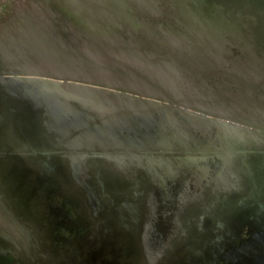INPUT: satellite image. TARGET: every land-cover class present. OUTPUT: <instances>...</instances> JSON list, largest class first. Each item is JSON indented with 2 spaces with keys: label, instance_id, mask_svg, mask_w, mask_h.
<instances>
[{
  "label": "flooded vegetation",
  "instance_id": "flooded-vegetation-1",
  "mask_svg": "<svg viewBox=\"0 0 264 264\" xmlns=\"http://www.w3.org/2000/svg\"><path fill=\"white\" fill-rule=\"evenodd\" d=\"M253 1L264 48V0ZM7 83L0 264H264V145L244 152L248 145L222 136L231 154L218 166L211 129L164 119L138 128L134 109L115 140L85 149L70 144L39 92ZM157 106L166 108L157 117L175 109Z\"/></svg>",
  "mask_w": 264,
  "mask_h": 264
},
{
  "label": "bare ground",
  "instance_id": "bare-ground-1",
  "mask_svg": "<svg viewBox=\"0 0 264 264\" xmlns=\"http://www.w3.org/2000/svg\"><path fill=\"white\" fill-rule=\"evenodd\" d=\"M83 4V2L81 1ZM182 5V1H181ZM82 7H84L82 5ZM15 13L12 18L0 26V34L11 45L13 40H19L21 30L31 32L25 42L16 43L14 50L4 48L0 50V60L4 69L25 71L32 74L66 75L93 79L101 83H117L122 86L142 90L144 93H157L156 89L146 82L138 81L135 75L127 71L124 65L140 70L148 80L160 86L161 90L175 99H179L189 108H196L211 113L232 117L237 114L242 102L253 98L255 91L250 89L251 82L258 81L261 75V67L247 54V42L239 47L238 55L234 54L231 45L241 41V34L237 26L232 29L231 24L225 22L226 16L217 15L214 20L208 22L195 21V15L188 13L178 24L183 33L164 34L161 38L151 37V30L145 32L142 45L157 52L164 53L166 57H172L179 63L189 66L191 72L182 77L173 62L151 61L137 54L130 48L116 47L111 43H127L118 34L112 33L109 28L89 27L88 16L77 19L80 30L88 34L102 45L104 51L110 56L106 57L99 49L83 41L81 46H69L63 39L51 36L45 13L38 9H31ZM117 14H121L118 13ZM131 27L134 22L128 19ZM19 33V34H17ZM230 36L229 41L227 36ZM43 37V38H42ZM43 41L33 43L30 39ZM129 44V43H128ZM232 45V46H233ZM69 46V47H68ZM149 48V49H148ZM53 52V53H51ZM236 57H240L239 59ZM114 58L116 60H113ZM124 64V65H123ZM209 72V73H207ZM212 79V80H211ZM12 86L20 85L24 79L17 77L2 78ZM208 84H205L206 82ZM45 93L52 96L56 93L55 107L58 110L59 121L64 129L74 128L76 124L90 122L101 110L102 102H108L109 106L123 105L127 97L119 94H109L95 90L85 85L65 84L59 85L55 81L46 80ZM225 95V96H223ZM232 98L227 100L226 98ZM255 99L243 107L240 118L244 121L262 122L264 116V102ZM132 102H136L133 98ZM153 108V106H151ZM69 114L65 117L62 113ZM146 120L150 118L147 113L142 114ZM169 116H165L167 118ZM173 122H186L188 125L196 124L189 117L174 114ZM176 117V118H175ZM185 118V119H184ZM126 121L123 116L112 117L102 122L99 128L82 131L75 136L71 143L77 144L81 140L93 139L99 135L107 141V133ZM178 124L180 122H177ZM149 123L146 126H151ZM229 131H237L240 128L235 125L227 126ZM103 132V135H102Z\"/></svg>",
  "mask_w": 264,
  "mask_h": 264
},
{
  "label": "rangeland",
  "instance_id": "rangeland-1",
  "mask_svg": "<svg viewBox=\"0 0 264 264\" xmlns=\"http://www.w3.org/2000/svg\"><path fill=\"white\" fill-rule=\"evenodd\" d=\"M83 1V4L81 3ZM181 1L183 7H186L187 10L193 7L192 0H0V26L3 25L6 21L13 17V15L19 12V9H24L23 11L31 9H40L45 13V17L47 20L48 29L51 36H56L59 39H63L67 42L69 46H81L83 41L91 44L93 47L99 49V51L105 55L106 57H110L105 51L104 48L100 43L92 39V37L88 34H83L80 30V25L77 23V19L82 17L88 16L90 21L89 27L92 30L94 27L101 28L107 27L112 33L118 34L121 39L128 40L130 42L127 43H111L116 47H126L130 48L131 50H135L138 55L145 57L148 60L157 62V61H164L168 60L173 62L174 67H176L178 73L182 77L188 76V73L191 72L189 70V66L183 63H179L172 59V57H166L165 54L157 52L153 49L146 50L144 45H142L146 31L151 30V37L150 38H161L162 35L171 34V33H183L181 28L178 27V24H181V19H184L183 15L180 12H183L187 15V11L185 8L183 9L181 6ZM234 5L233 0H228ZM82 5L84 7H82ZM26 9V10H25ZM232 11L229 13V18H226L225 22L228 24L231 21H235L234 25L240 29L241 34V41L236 42V45H231L234 50V54L238 55L239 47L242 43L247 42L248 48V57H252L258 65L261 67V75L260 79L255 82H251V87L255 94H253V98L262 99L261 102H264V58L261 56L260 48L255 42L252 40L251 37L245 32L241 30L238 25L237 20L235 19V12ZM118 13L121 14H117ZM180 11V12H179ZM129 18L134 22V26L131 27L129 24ZM232 25V29H235V26ZM31 32H21L19 34V40H13L11 45L7 44L6 39L0 34V50L4 49L5 47L8 49L15 48V44L18 42L22 44L25 42L26 38ZM229 41L230 36H227ZM43 38V37H42ZM33 43H42L43 41H36L35 39L31 38L29 42ZM129 43V44H128ZM68 46V47H69ZM53 53V52H51ZM240 58V57H236ZM116 60L114 58H111ZM124 65V64H123ZM125 68L129 73L135 75L138 81L142 80L146 82L148 85L152 86L153 89H156L158 92L153 94L144 93L142 90H137L136 93V104L137 110L142 108H148V105H155V108H162L161 104H167L168 94L161 90L160 86L156 83L148 80L146 76H144L140 70H134L132 67H128L124 65ZM0 72H5L2 77L10 78V77H17L24 79V82L20 86H27L33 92H42L44 90V86L46 84V80L50 79L55 81L58 84H63L62 81L59 79L51 78L49 76L43 74H32V73H25L24 71H12L15 72V76L12 74H8L9 70L4 69L1 60H0ZM209 73V72H207ZM212 80V79H211ZM205 84H208V81H205ZM7 83V82H6ZM9 84V83H7ZM15 87V86H13ZM111 93H116V90H111ZM225 96V95H223ZM250 98L248 102H255V99ZM227 100L232 98L228 97ZM247 102V101H246ZM246 102H243V106ZM247 102V103H248ZM145 106V107H144ZM147 106V107H146ZM133 108V107H132ZM238 111H241L238 109ZM97 119L90 121L89 124L84 128L88 129L91 124L94 122L96 123ZM232 124L236 125L235 123H231L228 121H223V125ZM217 127V126H216ZM215 125H211L210 128L215 129ZM80 132V131H79ZM75 130H69V136H74L77 133ZM203 135V134H202ZM206 135V134H205Z\"/></svg>",
  "mask_w": 264,
  "mask_h": 264
},
{
  "label": "water",
  "instance_id": "water-1",
  "mask_svg": "<svg viewBox=\"0 0 264 264\" xmlns=\"http://www.w3.org/2000/svg\"><path fill=\"white\" fill-rule=\"evenodd\" d=\"M193 1V7L189 10L186 9V7L182 8L187 11L188 13H193L195 15V21H199V22H208V21H212L214 20V18L219 15L222 14L223 16H226V18L231 19L228 15L229 13L232 11V8H234L233 12H235V19L238 22L239 27L241 28V30H244L245 32H247V34L251 37L252 40H255V42H257L260 51H261V56L263 57L264 55V48L259 45L258 42V38H259V26H260V18L258 16V11L260 10L258 4L256 1L253 0H233L234 5H232V3L228 0H192ZM83 2V1H82ZM183 13V12H182ZM185 15V14H184ZM187 16V15H185ZM228 19H225V21ZM232 24L234 25L235 21H231ZM229 24V23H228ZM231 24V23H230ZM236 26V24L234 25ZM238 28V27H237ZM239 29V28H238ZM240 30V29H239ZM30 30H26L23 29L21 30V32H29ZM13 70H9L8 74H12L13 76H15V72H12ZM15 71V70H14ZM25 72V71H24ZM27 73V72H25ZM3 74H6L5 72H0V82H6L1 80L3 77ZM46 76H49L51 78H55V79H59L60 81L63 82V84H59V85H65V84H75V85H85L88 87H91L95 90H99V91H104L107 92L109 94H119L122 95L124 97H127L128 100L127 102H125L123 105H116V106H109L108 102H102V104L100 105L103 108H100L99 110H101L98 114H96L93 119L91 121H93L94 119H97L96 123L94 122L93 124L90 125V127L88 129H84L89 123H82V124H76L74 128L71 129H67V133L69 130H75L76 132L80 131H87L90 129H93L95 127L99 128L100 126H102V122H105L107 120H110L112 117H118V116H123L124 118H126V121H124V123L122 125L117 126L114 130H111L107 133V140H115L117 134H119L120 129L126 125V124H130L131 122V115L130 113L134 111V109L136 110L137 114L134 117L135 119H137V122H135V124H137V127L140 128L143 126V128H153L154 125H156L158 123V121L161 119H164V124L165 126H173L175 124H178L177 122H180L179 124H184L187 129L188 128H199L202 129L204 132H209L207 134H211L213 135L214 141L217 145V148L213 149L212 152L214 154H217V165L220 166L222 164L223 160H226L227 157H230L229 155L231 154V152L222 150L221 146L219 145L220 139L222 138V136H229V137H233V138H237L239 139L242 143H245L246 145H248V148H244L243 151L244 152H251L252 149L250 148V146L253 145H264V116H263V120L262 122H252V121H244L240 118V114L241 112H243L242 109L243 107L245 108L246 104L250 103V101L248 102L249 99H246L244 102H246L243 106L241 105V107L239 108V110L241 111H237V114H235V116L232 117H227L221 114H216V113H211V112H207L204 110H199L196 108H189L188 106H186L184 103H182L181 100L179 99H175L173 97H171L170 95L167 96V98H170V100L168 99V104L170 105H175V109L170 108L168 110V112H171V114L169 115V117L165 118V117H157L154 115L155 111H160V112H164L166 111L164 107L162 108H155V105H148V108H142L140 110H137L136 107H134V104H136L135 102H132L131 100L133 98L136 99V93L137 89H134L132 87H126V86H122L120 84H111V83H101L98 81H95L93 79H87V78H83V77H73V76H64V75H49V74H43ZM5 78V77H4ZM50 80V79H49ZM9 86H12L11 84ZM13 87V86H12ZM18 87V86H15ZM27 87V86H25ZM111 90H116V93H111ZM41 91V90H40ZM40 96L43 98V100H45V102L49 103V105L56 111V113H58L57 108L55 107L56 105V100H57V95L56 93L52 96H47L45 93V86H44V90H42V92H40ZM253 102V101H252ZM243 104V102H242ZM151 106H153V108H151ZM157 106V105H156ZM133 107V108H132ZM145 107V106H144ZM147 107V106H146ZM160 107V106H159ZM179 108H183L184 111H180V112H185L186 116L183 117H189L191 119H193L188 113L190 114H195V116L197 118H199L202 122H195L196 124L194 125H188L186 122H181L180 119L176 122H173L172 120H174L173 117H171L174 114H179L178 109ZM174 110V112L172 111ZM143 113H147L150 115V118H148L146 120V118L142 115ZM65 117H67L69 114H66L65 112L62 113ZM195 117V118H196ZM176 118V117H175ZM207 118H211L213 119L212 121H208ZM185 119V118H184ZM209 119V120H211ZM194 120V119H193ZM223 121H228L231 123H235V126H238L240 129L237 131H229L227 126L229 124L223 125V127L221 126ZM212 122L211 125H215V129H212L210 127H206L207 123ZM214 122V123H213ZM149 123H152L151 126H146V124L148 125ZM232 125V124H230ZM77 133L75 136H77ZM205 134V133H204ZM103 135V132H102ZM86 140L84 141H80L76 145L77 147L81 144L86 145L87 149L89 148H93L94 147H100L101 145H103V141L104 139H102V137L99 135L96 138L93 139H89V138H84ZM105 141V140H104ZM261 143V144H259ZM75 147V146H74ZM234 153V152H233Z\"/></svg>",
  "mask_w": 264,
  "mask_h": 264
}]
</instances>
